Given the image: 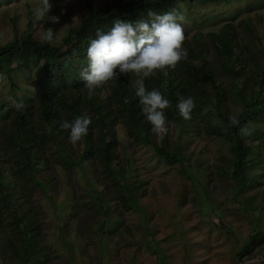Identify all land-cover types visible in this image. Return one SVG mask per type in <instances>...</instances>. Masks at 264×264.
I'll return each instance as SVG.
<instances>
[{
    "label": "rangeland",
    "instance_id": "374dc122",
    "mask_svg": "<svg viewBox=\"0 0 264 264\" xmlns=\"http://www.w3.org/2000/svg\"><path fill=\"white\" fill-rule=\"evenodd\" d=\"M113 1L50 0L48 16L58 22L45 19L37 27L32 13L40 0H0V47L30 28L37 41L46 42L43 28H50L55 39L46 43L68 51L72 44L65 39L87 12ZM175 9L185 16L182 48L204 52L220 95L211 84L203 86L202 94L185 92L182 86L176 104L191 96L195 107L189 119L179 116L178 121L170 119L166 108L165 134L153 132L143 113L148 134H136L129 116L121 119L114 109L106 82L91 96L97 109L89 110L87 136L72 143L67 130L56 128L58 118L67 117L56 97L59 90L47 100L38 89L43 63L15 72L23 62L12 64L15 89L6 76L0 77L1 98L11 100L13 108L33 106L30 128L35 134L29 137L35 143L27 154L16 141L4 144L1 134L12 125L15 112L8 108L9 117L0 116V264H264V119L250 125L247 167L237 179L231 135L222 118L238 117L260 95L264 0L179 3ZM226 34L233 55L228 58L215 36ZM83 49L86 53L87 46ZM58 61L73 63L79 74L86 64L78 52ZM194 65L201 69L202 63ZM59 95L72 96L69 91ZM46 101L48 121L43 116ZM104 139L109 154L98 151ZM160 148L178 161L160 158ZM6 186L33 218L27 242L11 227L12 215L2 199Z\"/></svg>",
    "mask_w": 264,
    "mask_h": 264
},
{
    "label": "trees",
    "instance_id": "16d2710c",
    "mask_svg": "<svg viewBox=\"0 0 264 264\" xmlns=\"http://www.w3.org/2000/svg\"><path fill=\"white\" fill-rule=\"evenodd\" d=\"M222 1L232 0H135L128 3H125L123 0H114L112 5L104 9L96 11L89 10L87 12L86 17L81 21L79 27L72 30L68 38L65 39V43H71L72 46L68 51L66 50L64 52H61L57 47H52L46 42L37 41L34 37L32 28H30L21 38H16L6 46L0 47V77L6 76L15 89V79L13 77L15 71H23L28 69L30 65L39 66L43 63L44 66L41 69L43 75L41 80L38 81V89L45 93L44 96L46 95L47 100L51 97V93L58 89L59 92L56 97H58L62 107L65 109V114L67 116L65 119L71 121L78 115H88L89 110L97 109V107L96 103L90 100L91 97L88 96V91H85L84 97L82 92L85 90V83L81 79L78 69L73 66V63L65 65L58 61L60 57L71 56L72 53L78 52L80 56L86 60V53L82 52L84 51L83 45L88 47L90 39L95 38L97 30L106 32L117 19L135 22L138 19L148 18L149 12L159 14L175 9L176 5L179 3L200 2L204 4H216ZM89 8H91V6H89ZM215 36L217 43L221 44V52L226 55V58L232 57V48L229 47V40L231 37L228 36V34ZM187 52V58L179 61L175 67L166 66L160 71L154 70L151 73L150 80L145 82L146 89H159L162 95L170 101L171 120H180V115L176 108L177 99L175 94L182 86H185V92L197 89L198 93L202 94L204 92L203 86L211 84L216 93H218V95H216H220L213 70L203 59L204 52L197 51V53H195L192 48L191 50L188 49ZM195 61H200L202 63L201 69L194 65ZM20 62H23V64L16 66L13 72V69L10 68L12 64H19ZM86 65L87 60L86 64L83 66L86 67ZM51 67L55 69L52 73L49 71ZM115 71L117 72V77L107 82L111 90L110 100L112 103H115L114 109L118 112L121 119H124L128 115L136 134L145 137L148 134L147 129L149 125L146 126L141 122L143 120L141 105L138 102V98L135 96V89L132 83L133 77L136 78V76L130 73L121 74L118 69ZM259 85V97L252 98L244 112L236 117L239 121V125H232L230 123V117H222L231 135L236 157L233 162V175L237 179H241L245 172L247 167L246 158L249 153V149L245 145L246 136H242L238 129L244 125L250 127L252 123L264 119V75L259 81ZM17 91H20V89L16 90V92ZM64 91H69L72 96L70 98L65 97L61 99L59 94ZM20 93L22 94L24 91L22 90ZM75 95L81 96L77 97ZM201 99L203 98L198 97L197 100L199 103H202ZM217 100L220 101V97ZM48 102H44L45 106L43 108L45 121L50 120V111L47 106L49 105ZM13 104H15V102H13ZM8 108H13L11 100L7 102L4 98L0 97V116L8 118L9 112H15V117L10 118L12 120V125H9L1 134L2 142L4 144H11L16 141L15 146L17 148L21 147L20 150L27 154L35 143L34 140H29L31 135L32 138L35 136L30 128V123L32 121L30 112L33 111L34 108L33 106H29V104L24 108L22 106L15 107L11 111H8ZM220 115H223V113H220ZM60 122L61 120L58 118L56 128H60ZM101 123H103V121H101ZM129 128L132 129L131 127ZM67 131L69 132V130ZM87 134L85 136H87ZM109 148L110 144L106 143V139H104L98 151L101 150L104 154H109ZM157 152L160 158L169 163L178 161V157L168 152L166 149L160 148ZM26 167L30 169V166L27 165ZM6 187L2 190L5 193L2 199L6 202L12 215L13 224H11V227L14 228L20 236L25 237L23 240L26 241L32 232L31 224L33 218L23 213L22 207L16 204L14 192L9 189V187ZM9 247L11 250L17 251V248L12 242H10ZM29 247L32 248V245H29Z\"/></svg>",
    "mask_w": 264,
    "mask_h": 264
},
{
    "label": "clouds",
    "instance_id": "9594fccd",
    "mask_svg": "<svg viewBox=\"0 0 264 264\" xmlns=\"http://www.w3.org/2000/svg\"><path fill=\"white\" fill-rule=\"evenodd\" d=\"M50 0H40L32 13L36 26L39 22L49 19L58 22V17L48 16L51 8ZM148 18L135 22L115 20L106 32L96 31L94 39H90L86 49L87 65L81 69L80 77L85 82L88 96L94 94L96 88L117 77L119 73H130L136 76L132 82L135 96L141 105V112L157 134L168 131L164 110L170 106L159 89H146L144 78L154 70L175 65L187 58V52L182 48L185 38L183 24L185 16L176 9L162 13L149 12ZM56 33L52 29L43 28V39L53 42ZM195 107L191 96L182 98L176 104L179 115L189 119ZM91 118L87 114L76 116L73 120H62L59 127L69 130L68 139L76 143L87 134ZM232 125H239L235 117H230ZM242 136H249L254 129L248 125L239 127Z\"/></svg>",
    "mask_w": 264,
    "mask_h": 264
}]
</instances>
